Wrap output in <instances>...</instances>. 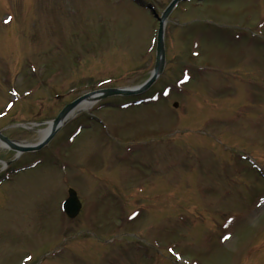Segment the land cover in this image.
<instances>
[{"label": "rangeland", "instance_id": "rangeland-1", "mask_svg": "<svg viewBox=\"0 0 264 264\" xmlns=\"http://www.w3.org/2000/svg\"><path fill=\"white\" fill-rule=\"evenodd\" d=\"M149 1L160 11L169 0H0L2 133L34 143L88 84L146 78L157 23L138 5ZM229 27L247 38L233 40ZM164 45L163 73L145 93L157 98L97 107L113 134L93 124L67 139L59 156L77 164L74 181L60 182L51 151L77 119L4 170L16 154L0 144V177L9 173L0 181V264H264V179L244 159L264 168V0H182ZM39 154L42 164L14 172ZM88 171L117 179L116 198L88 195L98 183ZM79 185L93 209L65 224L57 200Z\"/></svg>", "mask_w": 264, "mask_h": 264}, {"label": "water", "instance_id": "water-1", "mask_svg": "<svg viewBox=\"0 0 264 264\" xmlns=\"http://www.w3.org/2000/svg\"><path fill=\"white\" fill-rule=\"evenodd\" d=\"M175 0H172L170 2V4L167 6V8L163 11V13L161 14L159 20H160V27H159V31H158V37H157V47H156V51H157V60H156V63H155V68H154V72H153V76L152 78L146 83L144 84L140 90H136L134 92H138V91H141L143 90L145 87L148 86V84L150 83V81L154 78V76L156 75V73L160 70L161 68V60L159 59V57H161L162 59V39H161V24H162V21L163 19L165 18L167 12L169 11V9L172 7V5L174 4ZM105 91V94H109V93H117V92H122V93H125V92H128V91H120L118 89H109V90H104ZM80 99V98H79ZM79 99H76L74 100L73 102L67 104L59 113L58 115L53 119V121L51 122V128L49 130V135L46 136V138L42 141V142H39L38 144L34 145V146H20L8 139H6L4 136H0V138L2 140H4L5 142H7L13 149H16V150H28V149H32V148H39L43 143H45L49 138L50 136L52 135L54 129H55V126L56 124L60 121V119L67 113V111L75 104L79 101ZM71 196L68 198V200L64 203V208L66 209L67 213L72 216L74 215V212H75V206L71 205V201L74 197V194L73 193H70Z\"/></svg>", "mask_w": 264, "mask_h": 264}, {"label": "bare ground", "instance_id": "bare-ground-1", "mask_svg": "<svg viewBox=\"0 0 264 264\" xmlns=\"http://www.w3.org/2000/svg\"><path fill=\"white\" fill-rule=\"evenodd\" d=\"M12 21V20H11ZM11 23V22H10ZM9 24V23H8ZM91 104V102L90 101H83V102H81L80 104H78L74 109H73V111H75V110H82V109H84V108H86L87 106H89ZM44 131L45 130H43V131H41V134H43L44 133Z\"/></svg>", "mask_w": 264, "mask_h": 264}]
</instances>
